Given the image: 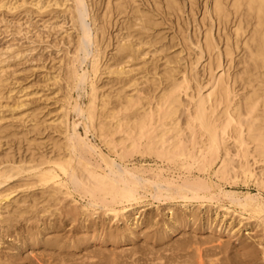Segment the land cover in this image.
I'll use <instances>...</instances> for the list:
<instances>
[{
    "label": "rangeland",
    "instance_id": "rangeland-1",
    "mask_svg": "<svg viewBox=\"0 0 264 264\" xmlns=\"http://www.w3.org/2000/svg\"><path fill=\"white\" fill-rule=\"evenodd\" d=\"M86 1L88 15L84 22L89 29L88 33H90L88 51L97 48L100 51L101 49L104 52L103 59H101L103 65L107 62L106 59L110 63L114 61L117 53L115 49H118L121 41L131 40L135 43V48L140 47L143 50L140 55L137 57L134 55V58L126 63L127 68L132 67V72L129 74L137 78V82L132 87L126 85L128 93L141 97H151L159 89L158 87L154 91L153 79L161 78L167 65L181 70L178 73L181 77H183L184 72L187 74L189 72L191 77L188 83L191 89L189 88L188 92L197 89L195 77L202 84H205L209 77L208 68L211 59L207 54L201 52L198 44L204 41L206 34L212 36L216 44L215 51L220 52L221 65L218 68V62L214 59L216 56L212 58L214 72L232 80L242 71L247 50L243 43L245 40L243 36H239V46L236 44L235 26L239 16L230 14L229 20H219L214 10L215 0H170V3H168L169 0H128L127 8L124 11L118 10L116 0H112L114 6L111 10L107 8L108 0ZM91 1L93 2V9ZM62 2L63 0H0V66L4 67L1 76L5 84V87L2 88L3 97L0 98V133L2 131L0 134V160L8 158L11 160L10 163L16 162L24 169L33 164L30 163L31 158L36 160L33 161L35 164L37 159L48 160L52 157L55 144H60L66 140L67 136H71L75 123L80 136L96 146L94 152L90 151L87 154V158L92 163H100L99 148L107 152V148L94 134V130L87 127L85 116L78 114L73 109V104L77 100L80 108L83 111L86 110L90 102L92 87L88 82L87 86H78L77 88L76 81L73 82L68 78L67 65L71 62L76 66L79 73L90 70L89 58L91 55L83 58V54H80L84 62L82 64L77 62L78 55L75 48L82 31H80L81 28L75 23L71 14L72 10L74 13L75 9L73 0ZM244 20V25L247 27L248 19L245 18ZM97 27H99V31ZM96 34H98V41H100L99 46L96 44L98 42ZM228 45L232 51L231 55L226 53ZM200 56L202 58L198 61ZM112 57L114 59H111ZM91 79L94 80L97 93L100 94L113 95L122 84L116 80L115 75L107 72L95 76L91 71L89 80ZM236 85L237 88H241L239 79ZM181 96L184 100L189 101L185 92H182ZM64 108H67V121L61 123V119L65 120L63 118ZM181 119L182 121L185 120L184 113L181 114ZM34 122L38 123V127L35 129L33 127ZM185 140L187 141V139ZM226 142L229 147L228 154L226 155L224 151L218 153L220 157L216 159L209 171L199 170L196 165L185 166V160L174 162L162 159L155 153L147 154L143 151L144 140L140 148L128 149L125 162L129 167L143 168L145 170L144 176L147 178L155 177L173 182H182L185 179L206 181L212 179L214 183L220 184L221 190L215 185L212 188L213 195L185 199L177 195L158 197L152 195L149 189H140L136 199L125 202L123 205H115L119 210L117 216H113L109 211L107 214L104 213L108 207L89 206L90 195L82 189L73 190V199L60 195L62 199L46 209L48 204L46 186L38 184V182L34 183L32 179L33 170H24L22 174L13 176L6 181L0 180V260H12L13 254L19 253L22 257L24 253L23 257H29L33 264H39L38 253L41 254L43 250L46 252L49 246L30 244L33 236L40 240H46L53 233L59 232L58 230L63 225L65 229L61 228L60 231L68 232L67 235L80 234L85 230L80 228L81 225H84L83 222L85 224L97 222L98 225L100 224L101 230L103 226L105 227L103 228L105 232L114 228L120 230L122 228V230L126 229L125 231L130 237L135 236L134 234L139 235V239L136 240L140 243H143L147 236L154 235L158 231L171 233L170 237L166 239L167 241L173 237L175 239L177 237L183 238L184 235H194L193 237L199 235L201 237L198 236L199 239L206 238L205 235L215 239L217 237L222 242L218 243L217 241V245L225 247L224 252L218 253L217 257L220 255L219 258L224 260L227 255L239 254L244 251L241 250V247L245 246L251 254L244 259L262 260L257 261L262 264L264 221L259 220L257 222L258 219L255 215L232 203L222 192L229 190L238 193L246 191L257 193V186L252 181H223L214 174L223 159H229L227 164L234 170L239 169L241 160H243L233 139L227 138ZM243 151L251 154V149L246 146ZM248 159L250 162L253 161L251 155L248 156ZM2 164L1 167L9 164V162ZM254 166L256 171H259L258 165ZM64 200H68L69 203ZM34 204L36 205L33 206ZM111 206L109 204V207ZM63 207H66V210ZM83 207L86 208L85 211L82 209ZM55 208H59V210L57 211ZM94 208L98 213H92ZM74 209L76 210L74 211ZM124 209L125 211H123ZM87 210L91 214L90 216ZM51 211L53 212L51 213ZM79 211H84V214L82 212L79 214ZM69 212H72L69 216H75L74 213H76L75 220L71 218L70 221V217L67 216ZM182 215L192 218L189 219L187 226H183L177 232H172L169 226L176 222L174 221L176 216L182 217ZM88 217H91L90 220ZM134 219L138 223L129 226L131 222H134ZM193 219L194 224L192 223ZM49 223L53 225H48ZM40 229L42 230L40 231ZM43 230L45 231L43 232ZM131 231L134 233L132 234ZM139 231L141 233L138 234ZM19 235L21 236L19 237ZM22 239L23 241H21ZM25 239H28V244L24 243ZM16 241H18L17 244ZM100 241L91 239L90 245L94 247ZM121 245L116 250L121 251L124 242ZM209 245L207 244V246ZM108 246H111L110 243ZM131 247L133 248V244L129 242V244H125L123 249L130 251ZM226 249H231L232 253L225 251ZM166 252L165 254L170 255L172 251ZM225 252L228 253L225 255ZM44 254L48 258V254ZM30 256L32 257L30 258ZM150 260L144 262L155 263L157 261Z\"/></svg>",
    "mask_w": 264,
    "mask_h": 264
},
{
    "label": "bare ground",
    "instance_id": "bare-ground-1",
    "mask_svg": "<svg viewBox=\"0 0 264 264\" xmlns=\"http://www.w3.org/2000/svg\"><path fill=\"white\" fill-rule=\"evenodd\" d=\"M62 3H64V0ZM73 3L75 9L74 13L72 10L71 14L73 19H75V23L81 28H79L80 31H82L75 48L76 54L78 55L77 62L80 64L84 62L80 54H83V58L91 55L89 58L91 69L79 73L76 66L70 62L67 65L68 78L73 82L76 81L77 88L78 86H87L88 82H90L92 87L90 102L86 110L83 111L80 108L77 100L74 102L75 104H73V109L78 114L85 116L87 127L94 130V134L105 145L107 152L97 148L100 163H92L87 158V154L90 151L94 152L96 146L81 137L77 131L76 123H73V133L71 136H67L66 140L62 143L55 144L53 149L54 155L48 158V160L40 158L37 159V163L34 164L33 161L36 160L31 158L30 163L33 164L27 166L26 169L19 166L18 163L16 164V162L12 161L10 163L11 160L8 158L0 160V180L6 181L13 176L22 174L24 170H33L34 174L32 179L34 183L38 182V184L46 186V192L48 194L46 209L52 206V204L59 202L62 199L60 195L73 199V190L78 191L82 189L90 195L88 202L89 206L108 207V210L104 211V213L107 214V211H109L113 216H117L119 215V210H117L115 205H123L125 202L136 199L140 189H149L152 195L158 197L162 195H177L185 199L213 195L212 188H214L215 185L221 190L220 184L214 183L212 179L209 181L185 179L182 182H173L164 181L163 179L155 177L147 178L144 176L145 170L143 168L137 166L129 167L125 162L128 149L140 148L144 140L143 151L147 154L155 153L162 159L174 162L185 160V166L196 165L199 170L209 171L216 162V159L220 157L218 153L224 151L226 155L228 154L229 147L226 140L227 138H232L235 146L241 152L240 155L243 158V160H241V165L239 169L234 170L233 167L228 166L227 161L229 159L226 158L222 160L220 167L214 171V174L220 180L228 182L252 181L258 188L257 193H251L249 191L238 193L229 190L222 192L232 203H235L243 210L249 211L255 215L258 219L257 222H259V220L264 221V196H262V194H264V0H215L214 10L219 20H229L230 14L239 16L235 26V33L237 36L236 44L239 46V38L243 36L245 39L243 43L247 52L244 58L242 71L236 78L230 80L227 77L225 78L222 74L214 72L215 68H213L212 65V58L216 56L214 59L218 62V68L221 65L220 52L215 51L216 44L212 36L206 34L204 41L198 44L201 52L207 54L211 59L208 68L209 77L206 83L202 84L199 79L195 77L197 89L188 92V89H191L188 83L191 77L189 72L188 74L184 72L182 74L183 77H181L178 75L181 70L174 66L167 65L162 77L153 79L154 91L158 87L159 89L152 94L151 97L136 96L135 94L128 93L126 89L127 84L132 87L134 83L137 82V78L129 74L132 72V67L129 66L127 68L126 63L130 62V59L132 60L134 55L135 57L140 55L143 50H141L140 47L135 48V43L131 40L121 41L118 45V49L115 47V50H117L115 59L114 57L111 58L114 59V61L110 63L106 59L107 62L103 65L101 59H103L104 52L101 49L100 51L99 48L88 51L90 33H88L89 29H87L84 22L85 17L88 15L86 10V6H88L87 1L73 0ZM112 3V0L107 1V8L109 10L114 6ZM127 3L128 0H116V6L120 11L126 10ZM168 3H170V0ZM91 5L93 9L92 1ZM245 18L248 19L249 22L247 27L244 25ZM97 30L99 31V27H97ZM96 39L98 41V34H96ZM96 44L99 46L100 41L96 42ZM226 53L228 55L232 54L229 45L226 48ZM201 58L202 56L199 57L198 61H200ZM3 69L4 67L0 66V98L3 97L2 88L5 87L1 76V71ZM91 71L95 76H100L104 72L115 75L116 80L122 82L121 87L117 88L113 95L108 93H97L94 80H89ZM238 79L240 80L242 89L237 88L236 83ZM186 83L188 84L186 85ZM240 90L241 92H239ZM182 92L186 93L189 101L182 98ZM182 108L184 109L182 110ZM64 109L63 118H65V120L61 119V123L67 121V108ZM182 113L185 115L184 121L181 119ZM32 119H34V117H32ZM33 127L34 129L38 127V123L34 122ZM185 139H187V141ZM245 146L251 149V154L250 152L245 153V151H243ZM249 155L253 158L251 162L248 159ZM4 162H9V164L1 167V164ZM254 165H258L259 171H256ZM68 200L66 201L68 202ZM109 204L112 206L109 207ZM35 205L36 204L33 206ZM82 209L84 211L86 210L85 207ZM55 210L58 211L59 208H55ZM75 210L76 209H74V211ZM123 211H125V209ZM52 212L53 211H51V213ZM81 212L79 211V214ZM224 212H226L225 209ZM92 213H98V211L96 212L94 208ZM67 214L66 215L69 216L72 212ZM74 214L76 216V213ZM90 215L91 214H89V216ZM75 216L70 215V221L71 218L75 220ZM89 218L91 217H88V219ZM191 218L184 217L183 215L182 217L176 216V220H174L176 222L169 226L170 230H172V232H177L183 226H187ZM130 220L132 219L130 218ZM137 223L138 222H135L134 219V222H131L129 226H133V224L136 225ZM192 223L194 224V219ZM83 224L84 225H81L80 228L85 230L80 234L74 233V235H67L68 232L60 231L61 228H64L63 225L58 230L61 233L55 232L46 240H40L38 237L33 236L30 244L49 246L46 252H43L45 251L43 250L41 254L38 253V258H40L38 263L145 264L146 262L144 261L149 259L154 262L155 260L157 261L155 263H150L148 261V264H259L257 261H262L244 259L251 254L249 250H246L245 246L241 247V250L244 251L240 253L237 252L239 254H231V249H226L225 251L231 252V255H227V257L222 260L219 258L220 255L218 257L217 255L218 253L222 254L225 247L223 245H217L221 241L217 239V237L215 239L212 238V236L207 237V235H205L206 238L199 239L197 238L199 235L196 237H193L194 235H184L183 238L177 237L175 239L173 237L174 239L172 238L167 241L166 239L170 237L171 233L167 234L166 232L162 233L158 231L154 235L147 236L143 243H140L136 240L139 239V235L134 234L135 236L130 237L127 234L128 232L125 231V228V230H122V228L121 230L119 228H110L111 230L105 232L103 231L105 227L103 226L101 230L99 228L100 224L98 225L97 222L91 224H85L83 222ZM256 224L258 225V223ZM48 225L53 224L49 223ZM41 230L42 229H40V231ZM44 231L45 230H43V232ZM28 233H30V231ZM131 233L133 234L134 231H131ZM139 233L141 232L139 231L138 234ZM20 236L21 235H19V237ZM91 239H94V241L97 239L101 241L93 247L90 245ZM21 241H23V239ZM27 241L28 239H25L24 243L28 244ZM17 242L18 241H16V244ZM123 242V248H125V244H129V242H132L133 248H129L130 251L123 248L121 251H119V249L116 250ZM109 243L111 245L110 247L108 246ZM207 244L210 245L207 246ZM262 247V264H264V246ZM261 248L260 251L262 250ZM167 250L172 251L170 255L165 254ZM44 253L48 254V258L44 256ZM137 253L138 255H136ZM227 253L228 252H225V255ZM23 256L20 257L19 253L16 255L13 254L12 260H0V264H33V261H31L29 257ZM31 257L32 256H30V258Z\"/></svg>",
    "mask_w": 264,
    "mask_h": 264
}]
</instances>
